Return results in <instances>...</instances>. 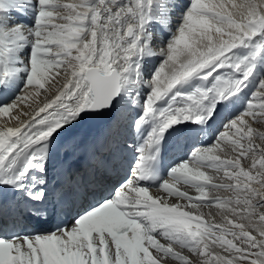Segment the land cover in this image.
I'll use <instances>...</instances> for the list:
<instances>
[{
	"label": "snow or ice",
	"instance_id": "6c2138e0",
	"mask_svg": "<svg viewBox=\"0 0 264 264\" xmlns=\"http://www.w3.org/2000/svg\"><path fill=\"white\" fill-rule=\"evenodd\" d=\"M0 117V264H264V0H0Z\"/></svg>",
	"mask_w": 264,
	"mask_h": 264
},
{
	"label": "bare ground",
	"instance_id": "6f19581e",
	"mask_svg": "<svg viewBox=\"0 0 264 264\" xmlns=\"http://www.w3.org/2000/svg\"><path fill=\"white\" fill-rule=\"evenodd\" d=\"M236 2L239 3V2H241V0H236ZM27 103L31 104L32 101L29 100ZM25 110H27V109H25ZM4 119H5V118L0 117V126L3 125ZM106 128H107V125L103 126L102 130H101L99 133H93V134L97 135L98 138H99L100 136H104V137H105V136H106ZM86 133H88V130H87L86 126H85L83 123H81V124L78 125L75 129L72 130V132H71L70 135L75 136V137H77V138L79 139L80 134H86ZM99 141H100V139H99ZM154 194H155V193H154ZM190 194H191V195H196V193L194 192V190H192V191L190 192ZM221 195H222V196H227V195H229V193H221ZM204 211H205V212L211 211L212 216L215 217V220H216L217 222H219V220L221 219V217H220V215L218 214V212H217V210L215 209V207H213L211 210L204 209ZM205 219H206V220H210L211 217L206 216Z\"/></svg>",
	"mask_w": 264,
	"mask_h": 264
},
{
	"label": "water",
	"instance_id": "95a60500",
	"mask_svg": "<svg viewBox=\"0 0 264 264\" xmlns=\"http://www.w3.org/2000/svg\"><path fill=\"white\" fill-rule=\"evenodd\" d=\"M86 122H88L92 128V130H97L99 131L100 130V126L102 124H105V123H108L107 120L103 119V118H100V119H91V120H87Z\"/></svg>",
	"mask_w": 264,
	"mask_h": 264
},
{
	"label": "rangeland",
	"instance_id": "374dc122",
	"mask_svg": "<svg viewBox=\"0 0 264 264\" xmlns=\"http://www.w3.org/2000/svg\"><path fill=\"white\" fill-rule=\"evenodd\" d=\"M65 2H75V0H65ZM173 201H170V203Z\"/></svg>",
	"mask_w": 264,
	"mask_h": 264
}]
</instances>
